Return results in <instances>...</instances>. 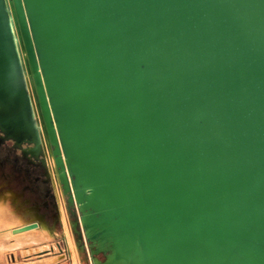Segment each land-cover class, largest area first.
<instances>
[{
  "label": "water",
  "instance_id": "1",
  "mask_svg": "<svg viewBox=\"0 0 264 264\" xmlns=\"http://www.w3.org/2000/svg\"><path fill=\"white\" fill-rule=\"evenodd\" d=\"M39 123L91 264H264V0H0L1 139Z\"/></svg>",
  "mask_w": 264,
  "mask_h": 264
},
{
  "label": "rangeland",
  "instance_id": "2",
  "mask_svg": "<svg viewBox=\"0 0 264 264\" xmlns=\"http://www.w3.org/2000/svg\"><path fill=\"white\" fill-rule=\"evenodd\" d=\"M5 150L0 148V196L3 194L10 193L12 196H9L6 202L5 213L10 218V220L17 221L18 219H23L25 223L22 224L28 225L33 222L39 223V218L36 217L33 213L29 214L27 208L33 206H40L38 212L44 216V220L48 225V228L53 232V238L48 239L38 245H29L31 249H37L41 245H50L52 247L51 252L32 254L31 256H26L23 254L25 247L21 249L16 248L15 250H8L3 256V261H0V264H7V258L10 253H13L17 257V262L15 264H24V263H36L40 260H46L48 258H56L55 262L60 264H65L70 261L71 255L68 245V239L64 234L63 226L59 221H56L55 214L50 206H46L43 203V198L40 192V187L35 184L33 181H30L26 176V172L18 171L15 167L8 161H5ZM14 196L17 197L14 200ZM64 210L68 219L70 221V234L72 240L78 245V264H91L88 255V249L84 240L80 239L79 233L82 231L80 226L75 227L74 224L78 219L77 211L73 207H68L67 200L64 199ZM58 244H61V247L66 251L65 254H59L60 250L57 248ZM82 246H85L84 249ZM23 254V255H22ZM63 255V256H62ZM101 257V256H99ZM53 262V261H52ZM45 264V263H37ZM48 264V263H46Z\"/></svg>",
  "mask_w": 264,
  "mask_h": 264
},
{
  "label": "bare ground",
  "instance_id": "3",
  "mask_svg": "<svg viewBox=\"0 0 264 264\" xmlns=\"http://www.w3.org/2000/svg\"><path fill=\"white\" fill-rule=\"evenodd\" d=\"M42 143V142H41ZM43 146V145H42ZM45 149V148H44ZM47 153V152H46ZM48 158V157H47ZM55 190H56V211L60 214V217L62 219V222L64 224V232L65 235L68 239V245H69V250H70V255L72 258V261L74 264H78V245L72 240L71 234H70V222L69 219L65 213L64 210V198L63 194L59 190V186L56 183L55 184ZM14 200H16V196H14ZM36 210V208H35ZM37 215V213H35ZM21 221L18 220L12 225H8L9 230L14 234L13 240L14 242L11 244L9 247V250H15L16 248H22L25 249L23 251V254L26 256H31L33 253L34 254H39V253H45V252H51L53 249L50 245H41L37 249H31L29 245H38L41 244L42 242L48 240L51 237L50 231L45 223L40 222L39 223V228L36 229H29V230H23L22 227L15 228V226L21 225ZM12 228V229H11ZM23 232V233H20ZM22 254V255H23ZM63 256V255H62ZM101 256V257H99ZM97 257L98 262H104L106 257L104 255H99ZM56 258L48 259V260H40L36 263H24V264H37V263H51L52 261H55ZM9 264V263H7ZM15 264V263H13Z\"/></svg>",
  "mask_w": 264,
  "mask_h": 264
},
{
  "label": "flooded vegetation",
  "instance_id": "4",
  "mask_svg": "<svg viewBox=\"0 0 264 264\" xmlns=\"http://www.w3.org/2000/svg\"><path fill=\"white\" fill-rule=\"evenodd\" d=\"M42 142V141H41ZM41 143L40 153L36 160L30 156H24L23 151L17 150L12 141L4 142L0 134V148L5 150V161L10 162L18 171L26 172V176L40 187L43 203L50 206L55 214L56 210V190L52 176V167L48 161L46 149ZM23 149H29V146L23 144ZM0 163L2 164L3 161ZM70 208V206L68 205Z\"/></svg>",
  "mask_w": 264,
  "mask_h": 264
},
{
  "label": "crops",
  "instance_id": "5",
  "mask_svg": "<svg viewBox=\"0 0 264 264\" xmlns=\"http://www.w3.org/2000/svg\"><path fill=\"white\" fill-rule=\"evenodd\" d=\"M9 196H12L11 192L7 193V194H3V195L0 196V261H3V259H4L3 256L9 250V247L11 246V244L14 242L13 237H12L14 234L9 230V228H8L9 226L8 225H12L16 221L10 220V218L5 213L6 202H7V199H8ZM16 199H17V197H16ZM39 207H40L39 205L30 207V208L28 207L27 208V210H28L27 212L29 214L33 213L34 215H35V213H37V216L36 215L35 216L36 217H40L39 218L40 219L39 223L42 222V223H45L47 225V223L44 220V216H42L38 212ZM35 208H36V210H35ZM55 218H56V221H59L62 224L63 230H64V224L62 222L60 214L57 211L55 212ZM18 220H20L22 224L25 223L23 219H18ZM22 224L19 225V226H15V228L22 227ZM47 227H48V225H47ZM49 231H50V234H51V237L49 239H52L54 234H53V232L50 229H49ZM20 233H23V232H20ZM64 234H65V232H64ZM18 249H21V248H18ZM52 258H54V257H51V258H48V259L50 260ZM48 259H46V260H48ZM48 264H60V263L53 261V262L48 263ZM65 264H74V263H73L72 259H70V261H68Z\"/></svg>",
  "mask_w": 264,
  "mask_h": 264
},
{
  "label": "built area",
  "instance_id": "6",
  "mask_svg": "<svg viewBox=\"0 0 264 264\" xmlns=\"http://www.w3.org/2000/svg\"><path fill=\"white\" fill-rule=\"evenodd\" d=\"M39 125H40L41 141H42V144H43L44 148H45L46 151H47L48 161H49V164H50L51 167H52V176H53L54 184H56V183L58 184V186H59V190H60V192L63 194V198L66 199V197H65V195H64V192H63V188H62V185H61L60 179H59V176H58V172H57V168H56V164H55V159H54V156H53V154H52V148H51V146L49 145V143H48V141H47V139H46V137H45V134H44V132H43V129H42V126H41L40 123H39ZM57 246H58L57 248H58L59 250H60V248H61V250L59 251V254H64V255H66V254H65L66 251L61 247V244H58ZM7 262H8L9 264L16 263V262H17V257H16V255L13 254V253H10V254L8 255Z\"/></svg>",
  "mask_w": 264,
  "mask_h": 264
}]
</instances>
